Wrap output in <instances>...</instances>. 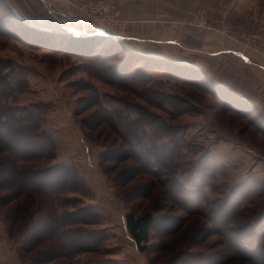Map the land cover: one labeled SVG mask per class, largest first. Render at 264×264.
<instances>
[{"label": "rangeland", "instance_id": "rangeland-1", "mask_svg": "<svg viewBox=\"0 0 264 264\" xmlns=\"http://www.w3.org/2000/svg\"><path fill=\"white\" fill-rule=\"evenodd\" d=\"M4 1L21 20H9V12L0 5L2 23L13 34L0 35V58L7 65L4 71L14 78L23 77L26 85L7 101L37 113L41 128L52 136L54 157L42 161V165L69 164L84 186L77 191L50 194L49 198L39 193L23 194L11 202H5L10 191L0 190V264H76L84 260L184 264L180 260L189 258L182 259L181 252L204 255L195 256L193 263L198 264L201 258L232 255L231 246L208 221L207 205H203L202 214H190L170 200L169 194L163 196L167 172H150L139 152L143 139L154 137L158 144L171 147L174 153L164 165L175 161L179 165L177 172L205 151L211 154L210 146L217 148L211 157L223 166L216 173L214 190H206L210 200L245 178L249 179L247 184L257 186L256 191L241 187L239 215L230 224L247 232L251 230L250 220L261 222L256 225L255 237L242 240L244 243L238 246L243 250L240 258L227 264H264V154L256 156L250 150L255 145L263 150L260 144L264 141V124L258 120L260 115L245 121L240 113L227 116L219 100L223 92L210 76L199 69L144 54L143 49L148 47L143 42L119 43L110 37L68 39L58 26L99 30L79 14L81 3L89 0ZM119 2L120 25L114 27L112 21L111 26L105 24L103 28L110 33L129 32L124 29L121 14L123 0ZM241 3L264 17V0ZM197 10H204L210 23L203 5L195 6L192 20ZM24 23L38 30L29 43L20 40L28 36L26 32H34ZM158 48L165 53L171 51L166 46ZM228 97L236 99L230 94ZM238 102L241 104L227 101L242 114H252L250 102ZM243 122L261 130V135L243 133L238 127ZM43 201L53 205L58 217L82 207L94 213L90 222L71 227L101 231L96 250L48 258L60 247L53 240L27 248L30 216L38 217ZM143 211L152 213L156 219L153 223H164L166 220L160 219L165 216L185 220L171 234L152 225L146 248L141 250L125 222L127 213L139 215Z\"/></svg>", "mask_w": 264, "mask_h": 264}, {"label": "trees", "instance_id": "trees-1", "mask_svg": "<svg viewBox=\"0 0 264 264\" xmlns=\"http://www.w3.org/2000/svg\"><path fill=\"white\" fill-rule=\"evenodd\" d=\"M1 4L9 12L7 16L9 20H13L14 18L16 23L21 20L4 0H0ZM6 19L8 20V18ZM24 24L26 25L25 27L29 28V30L32 29L34 32L32 34L26 32L28 36L24 35L20 40L29 43L36 38L35 32L38 30L26 23ZM57 28L58 31L64 33H62L64 36L73 40H88L92 37H110L113 39L109 33L94 29H72L64 25H60ZM1 34L13 35L11 32H8V28L2 23L0 15ZM115 40L119 42V40ZM89 52L91 53L93 50ZM177 65L185 66L181 64ZM6 66L5 60L0 58V190H9L11 193V195L6 197L5 202H11L23 194L39 193L41 196L49 198L50 194H57L66 190L77 191L83 188V182L74 172L71 165L66 163L42 165V161L54 157V140L49 133L41 128L37 113L26 106H14L8 103V97L14 93L23 91L26 85L24 84L23 77L14 78L5 72ZM186 67L189 66L186 65ZM214 85L219 87L223 92L221 96L219 93L221 97L219 100L225 110L239 113V109L233 105H228L227 101L239 105L241 103L238 100L244 101L223 86L215 82ZM229 94L236 97V99H229ZM127 131L129 134L131 133L129 130ZM152 137L150 136L149 138ZM155 138L143 139V144L139 145V152L143 154V162L150 168V172H156L157 174L161 171L167 172L165 183L167 186L165 185L163 196L169 194L170 200L175 202L183 211L190 214H202L203 205H207L210 212L208 221L213 224L226 245L228 247L231 246L232 250H230L234 251L228 257L223 256L217 259L214 257V259L209 258L207 260L201 258V262H198V264H227L232 259L240 258L243 250L238 246L240 243H244L241 242L242 240L246 239L250 241L251 238L255 237L253 234L254 230L256 229V225L261 221L250 220L249 227H251V230L247 232L242 231L238 227H232L230 223L239 215V205L242 202V198H240L241 192L239 191L241 187L245 185V188L250 187L256 191L257 186L253 187L250 184L252 182L247 184L249 179L245 178L234 184L225 194L215 200H210L207 197L206 190L208 187L214 190L216 173L220 172V167L223 165L215 163L210 153L205 151L201 156L191 161L181 172H177L179 165L175 161H171L167 166L164 165L170 159L171 154L174 153H172L171 147L165 144H158ZM133 156L137 158L135 153ZM137 159L140 160L139 158ZM72 170L73 172L71 173ZM37 212L38 217L32 215L29 219L30 228L27 248L40 242L53 240L60 247L50 252L52 255L48 258L96 250L101 231L71 227L75 223L90 222L94 217V213L82 207L81 209L66 212L58 217L54 214L53 205L48 203V201L47 204L43 201ZM154 220L156 219H154L152 213L149 211H143L139 215H134L133 213H127L126 215L127 227L141 250L146 248V242L149 238L148 231L152 225H155L154 227L165 233L171 234L182 226L185 217L165 216L160 219L166 220L164 223H161L162 221L153 223ZM230 231L234 232L233 235L229 234ZM179 255L182 256V259H186L188 256L189 259L180 260V262H185L184 264H195L193 260H196V257L200 258L204 256L187 252H181ZM109 262L113 263L114 261L84 260L76 264H107Z\"/></svg>", "mask_w": 264, "mask_h": 264}, {"label": "crops", "instance_id": "crops-1", "mask_svg": "<svg viewBox=\"0 0 264 264\" xmlns=\"http://www.w3.org/2000/svg\"><path fill=\"white\" fill-rule=\"evenodd\" d=\"M197 5L208 10L212 29L202 30L192 24ZM121 14L124 29L129 32H109L113 38L130 44L143 42L148 47L143 49L146 55L199 69L216 84L250 102L247 104L251 115L239 112L244 121L259 114L258 120L264 124V47L255 40H246L250 32L264 35V17L254 8L245 9L241 0H123ZM160 46L171 51L162 52ZM224 111L227 116L236 113ZM245 123L237 125L239 130L251 137L261 135V130ZM261 146L264 150L262 140ZM210 149L212 156L217 148L210 146ZM250 150L263 157L264 151L259 146Z\"/></svg>", "mask_w": 264, "mask_h": 264}, {"label": "built area", "instance_id": "built-area-1", "mask_svg": "<svg viewBox=\"0 0 264 264\" xmlns=\"http://www.w3.org/2000/svg\"><path fill=\"white\" fill-rule=\"evenodd\" d=\"M119 0H108L105 2L104 0H89L84 1L79 6V14L87 23L96 26L99 30L103 32L108 31L103 28L107 25H112V21L114 23V27L120 25L121 21L118 18L119 14ZM192 24L200 29H212V25L207 20L206 14L204 10H197L194 19L192 20ZM246 40L257 41L264 47V35L258 31L250 32L246 34Z\"/></svg>", "mask_w": 264, "mask_h": 264}, {"label": "water", "instance_id": "water-1", "mask_svg": "<svg viewBox=\"0 0 264 264\" xmlns=\"http://www.w3.org/2000/svg\"><path fill=\"white\" fill-rule=\"evenodd\" d=\"M101 31V30H100ZM102 32V31H101Z\"/></svg>", "mask_w": 264, "mask_h": 264}]
</instances>
